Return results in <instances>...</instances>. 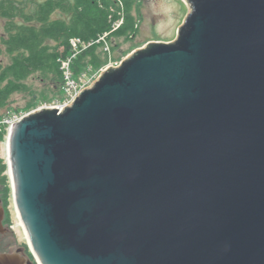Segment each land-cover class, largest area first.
I'll return each mask as SVG.
<instances>
[{
    "label": "water",
    "instance_id": "95a60500",
    "mask_svg": "<svg viewBox=\"0 0 264 264\" xmlns=\"http://www.w3.org/2000/svg\"><path fill=\"white\" fill-rule=\"evenodd\" d=\"M186 1L173 42L11 126L36 264H264V0Z\"/></svg>",
    "mask_w": 264,
    "mask_h": 264
},
{
    "label": "trees",
    "instance_id": "16d2710c",
    "mask_svg": "<svg viewBox=\"0 0 264 264\" xmlns=\"http://www.w3.org/2000/svg\"><path fill=\"white\" fill-rule=\"evenodd\" d=\"M133 6V0H0L5 29L1 43L9 57L8 64H0V109L7 106L13 94L26 90L23 82L31 76L48 79L55 89L59 88L60 65L73 53V39L82 43L71 63L76 76L83 74L82 69L99 70L108 61L117 62L114 54L119 41L131 40L138 31ZM6 170L0 161L4 211L11 194ZM3 222L10 224L7 212ZM25 251L36 264L31 252Z\"/></svg>",
    "mask_w": 264,
    "mask_h": 264
},
{
    "label": "rangeland",
    "instance_id": "374dc122",
    "mask_svg": "<svg viewBox=\"0 0 264 264\" xmlns=\"http://www.w3.org/2000/svg\"><path fill=\"white\" fill-rule=\"evenodd\" d=\"M133 17L137 23L138 31L131 40H120L119 48L114 54L118 58L117 62L108 61L101 69H82L83 74L76 76L73 72V80L77 84L79 92L89 88L101 75L102 71L108 67L118 66L119 63L129 56L133 51L143 48L149 42H173L177 36L178 29L182 25L186 15L188 14V4L186 0H133ZM119 22L116 26H119ZM4 21L0 19V64L6 65L9 63V57L2 46V38L5 35ZM26 90L21 93L13 94L7 106L0 109V138L3 134L4 138L0 139V161L7 167V149L6 142L10 128L6 124L7 121H18L27 114L39 110L41 108H57L68 104L69 98L64 91V79L59 88H54V85L46 79L42 80L40 76H31L23 82ZM3 121V122H2ZM4 175L8 177V168ZM9 187H10V180ZM11 188V187H10ZM3 187L0 185V190ZM12 193V192H11ZM0 194H2L0 192ZM1 197V195H0ZM2 199V198H0ZM7 218L10 224L4 227L8 232L0 236V251L15 253L17 250H22L27 260L25 250H29L26 236L23 228L20 226V221L16 216L12 194L7 199ZM2 205V201H1ZM3 207V205H2ZM4 208V207H3ZM6 218V215H5ZM4 221V220H3ZM27 246V247H26Z\"/></svg>",
    "mask_w": 264,
    "mask_h": 264
},
{
    "label": "built area",
    "instance_id": "2783aa9c",
    "mask_svg": "<svg viewBox=\"0 0 264 264\" xmlns=\"http://www.w3.org/2000/svg\"><path fill=\"white\" fill-rule=\"evenodd\" d=\"M71 47H72V54L65 60L61 62L60 70L62 72V78L64 79V91L69 98L68 104H65L63 107H60L59 109L64 108L65 106H69L74 99L77 97V95L80 93L77 90V84L73 80V72H72V66L71 63L73 61V58L77 55L78 52V45L80 44L82 46V43L78 39H73L70 41ZM108 51V48H106ZM3 122V121H2ZM16 121H7L6 124H8L9 128L15 123Z\"/></svg>",
    "mask_w": 264,
    "mask_h": 264
},
{
    "label": "bare ground",
    "instance_id": "6f19581e",
    "mask_svg": "<svg viewBox=\"0 0 264 264\" xmlns=\"http://www.w3.org/2000/svg\"><path fill=\"white\" fill-rule=\"evenodd\" d=\"M6 149H7V146H6ZM20 226L22 227V225H21V223H20ZM23 228V227H22ZM23 231H24V229H23ZM25 234V233H24ZM26 236V235H25ZM27 241V240H26Z\"/></svg>",
    "mask_w": 264,
    "mask_h": 264
}]
</instances>
